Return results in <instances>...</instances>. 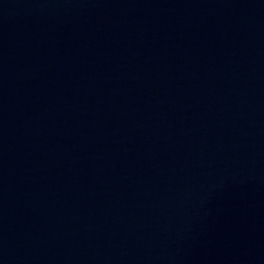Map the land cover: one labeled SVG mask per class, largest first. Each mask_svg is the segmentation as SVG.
Wrapping results in <instances>:
<instances>
[{
    "label": "water",
    "instance_id": "water-1",
    "mask_svg": "<svg viewBox=\"0 0 264 264\" xmlns=\"http://www.w3.org/2000/svg\"><path fill=\"white\" fill-rule=\"evenodd\" d=\"M0 264H264V0H0Z\"/></svg>",
    "mask_w": 264,
    "mask_h": 264
}]
</instances>
